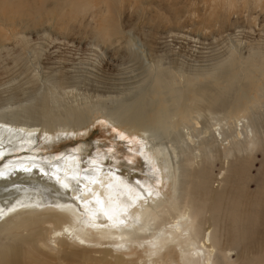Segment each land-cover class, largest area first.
I'll list each match as a JSON object with an SVG mask.
<instances>
[{
	"label": "bare ground",
	"instance_id": "bare-ground-1",
	"mask_svg": "<svg viewBox=\"0 0 264 264\" xmlns=\"http://www.w3.org/2000/svg\"><path fill=\"white\" fill-rule=\"evenodd\" d=\"M209 1L217 6L201 26L216 27L235 12L234 0ZM20 3L0 0L1 48L10 41L6 33L19 39L21 22L31 20L26 29H37L62 18L59 2L38 15L23 5L21 12ZM236 54L182 88L160 73L153 81L156 107L141 104L126 117H109L138 138L135 174L117 157L96 152L101 146L53 157L40 152L88 126L50 130L0 118V264H247L250 252H263L264 116L258 112L264 109V50ZM171 111L170 128L182 126L183 134L177 142H156L153 135L168 125ZM204 112L221 118L201 124ZM228 139L233 143L222 151ZM46 225L53 226L48 239ZM93 251L100 257L92 258Z\"/></svg>",
	"mask_w": 264,
	"mask_h": 264
},
{
	"label": "rangeland",
	"instance_id": "rangeland-1",
	"mask_svg": "<svg viewBox=\"0 0 264 264\" xmlns=\"http://www.w3.org/2000/svg\"><path fill=\"white\" fill-rule=\"evenodd\" d=\"M15 1L23 3L18 8L21 12L23 5L26 12L29 9L35 15L59 2L62 18L59 21L57 16L37 29H26L31 20L21 22L17 27L19 39L13 40L6 33L10 41L0 47V118L16 124L43 125L50 130L88 126L77 136L62 135L60 142L52 141L48 148L40 149L44 157L79 146H101L96 152L117 157L133 167L130 171L135 170L131 173L135 174L139 172L136 158L140 155L134 149L138 138L111 125L109 117H126L141 104L156 107L153 86L160 73L182 88L188 79L216 71L232 53L247 57L264 50V0L252 1L249 10L244 9L245 0H234L236 13L231 11L227 21L216 27L201 26L204 14H212L217 6L209 0L205 4L202 0ZM137 8L141 9L140 14ZM101 18L108 21L104 27ZM105 34L110 36L109 41L100 37ZM210 83H206V88ZM259 111L264 116V109ZM169 114L165 120L168 125L153 135L156 142H177L183 134L182 126L170 128L175 118L173 111ZM208 114L204 112L201 124H214L221 118ZM216 137L220 140L218 133ZM228 142L233 143L228 139L222 151L229 148ZM261 155H256L252 176L257 175ZM220 168L217 162L215 176ZM250 189L256 190L255 184ZM51 228L44 227L45 237ZM93 252L92 258L100 257ZM248 257L247 264H264V251L250 252ZM233 258L236 260L237 252H233ZM80 262L74 260L71 264Z\"/></svg>",
	"mask_w": 264,
	"mask_h": 264
}]
</instances>
